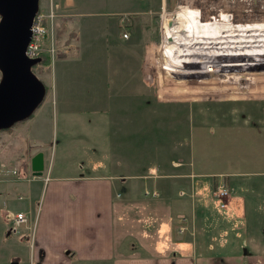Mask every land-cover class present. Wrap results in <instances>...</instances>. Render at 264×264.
<instances>
[{"label":"rangeland","instance_id":"obj_1","mask_svg":"<svg viewBox=\"0 0 264 264\" xmlns=\"http://www.w3.org/2000/svg\"><path fill=\"white\" fill-rule=\"evenodd\" d=\"M39 6L52 11L49 61L32 67L50 100V111L34 121L48 137L42 171L50 158L83 164L105 157L112 171L147 179L187 168L210 198L216 230L224 211H242L237 200L217 204L220 181L229 199H245L253 225L264 220V0H39ZM60 102L71 117L61 130ZM84 105L88 118L75 121ZM19 122L0 130V147L16 144L18 160L31 168L30 141L7 137ZM16 232L2 234L1 243L9 246L5 240Z\"/></svg>","mask_w":264,"mask_h":264},{"label":"crops","instance_id":"obj_2","mask_svg":"<svg viewBox=\"0 0 264 264\" xmlns=\"http://www.w3.org/2000/svg\"><path fill=\"white\" fill-rule=\"evenodd\" d=\"M49 102L44 99L20 126L6 132L19 138L17 144L30 141L29 160L41 151L46 163L48 137L34 121L49 110ZM67 106L60 102L55 110L60 130L71 121ZM82 107L74 111L75 121L88 118ZM5 145L0 147V236L13 234L6 211H26L28 220L12 238H4L10 247L0 239V264H264V220L253 225L245 217V199L236 194L228 200H237L242 211H224L223 225L216 230L215 216L207 210L210 198L187 168L177 173L173 167L166 178L147 179L141 172L133 177L112 171L105 157L83 164L82 158L72 164L50 158L45 170L34 174L30 162L27 167L18 160L16 144ZM41 180L42 197L36 191Z\"/></svg>","mask_w":264,"mask_h":264},{"label":"water","instance_id":"obj_3","mask_svg":"<svg viewBox=\"0 0 264 264\" xmlns=\"http://www.w3.org/2000/svg\"><path fill=\"white\" fill-rule=\"evenodd\" d=\"M38 8L39 0H0V130L30 117L46 94L32 70L41 57L25 53ZM31 169L41 174V151L32 155Z\"/></svg>","mask_w":264,"mask_h":264},{"label":"built area","instance_id":"obj_4","mask_svg":"<svg viewBox=\"0 0 264 264\" xmlns=\"http://www.w3.org/2000/svg\"><path fill=\"white\" fill-rule=\"evenodd\" d=\"M52 14L51 9L46 13L42 10H39L32 23L31 27V37L27 43L25 53L27 56L35 57L41 56V54L46 53L50 55V44L46 42V37H48V21ZM50 57V56H49ZM153 194H157V191H153ZM214 196L217 200V204L221 208L226 207V200H228L229 196V188L222 181L217 182L216 187L214 189ZM18 198H21L22 195H18ZM228 202V201H227ZM219 207V208H220ZM6 220L8 221V228L11 232H16L21 223L26 222L27 212L23 210H18L15 212L6 211Z\"/></svg>","mask_w":264,"mask_h":264},{"label":"trees","instance_id":"obj_5","mask_svg":"<svg viewBox=\"0 0 264 264\" xmlns=\"http://www.w3.org/2000/svg\"><path fill=\"white\" fill-rule=\"evenodd\" d=\"M48 61H49L48 55L46 53L41 54V62L45 63Z\"/></svg>","mask_w":264,"mask_h":264}]
</instances>
